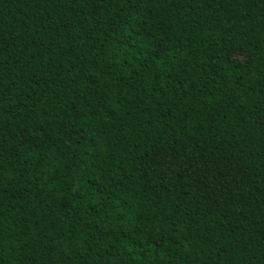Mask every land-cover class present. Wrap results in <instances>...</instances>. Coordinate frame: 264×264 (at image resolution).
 Returning <instances> with one entry per match:
<instances>
[{
    "label": "trees",
    "instance_id": "trees-1",
    "mask_svg": "<svg viewBox=\"0 0 264 264\" xmlns=\"http://www.w3.org/2000/svg\"><path fill=\"white\" fill-rule=\"evenodd\" d=\"M0 264H264V0H0Z\"/></svg>",
    "mask_w": 264,
    "mask_h": 264
},
{
    "label": "rangeland",
    "instance_id": "rangeland-1",
    "mask_svg": "<svg viewBox=\"0 0 264 264\" xmlns=\"http://www.w3.org/2000/svg\"><path fill=\"white\" fill-rule=\"evenodd\" d=\"M230 58L236 63H243L248 58V54L245 51H233Z\"/></svg>",
    "mask_w": 264,
    "mask_h": 264
}]
</instances>
